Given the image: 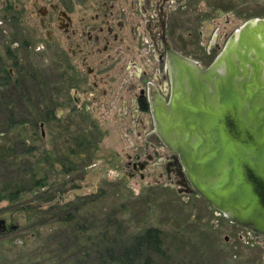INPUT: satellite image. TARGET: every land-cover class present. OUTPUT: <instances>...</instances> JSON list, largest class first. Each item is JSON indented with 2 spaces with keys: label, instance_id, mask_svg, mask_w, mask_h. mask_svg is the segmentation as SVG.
<instances>
[{
  "label": "rangeland",
  "instance_id": "rangeland-1",
  "mask_svg": "<svg viewBox=\"0 0 264 264\" xmlns=\"http://www.w3.org/2000/svg\"><path fill=\"white\" fill-rule=\"evenodd\" d=\"M35 1L47 5V0H0V17L27 14L34 21L40 14ZM4 2L11 8H4ZM116 2L123 6L128 0ZM74 3L76 13L83 6L93 13L97 4ZM181 10L188 12L182 14V32L190 29L191 20L204 30L201 22L209 17L232 32L246 19L264 16V0H187ZM9 18L0 23V64L14 70L9 81L0 77V196L15 188L18 195L0 197V217L13 224L0 232V264H104L105 246L118 253L148 227L159 229L161 253H152L153 262L147 264H264L263 244L201 196L179 191L174 180L158 177L151 163L130 174L126 154L133 152L138 137L123 131L115 116L99 109L86 114L57 108L39 124L47 118L42 108L48 93L38 109L30 97L42 95L33 75L45 83L46 92L49 68L44 57L21 47L13 48V66L5 53L15 39ZM20 26L26 28L20 36L31 38L30 26ZM36 28L42 36L41 27ZM197 38L183 51L195 50L200 57L205 42ZM68 212L75 218L64 219ZM131 264L144 263L137 258Z\"/></svg>",
  "mask_w": 264,
  "mask_h": 264
},
{
  "label": "flooded vegetation",
  "instance_id": "flooded-vegetation-1",
  "mask_svg": "<svg viewBox=\"0 0 264 264\" xmlns=\"http://www.w3.org/2000/svg\"><path fill=\"white\" fill-rule=\"evenodd\" d=\"M35 2L40 12L36 20H30L27 14H3L0 23L10 16L9 29L14 31L9 33L15 39L5 53L8 58L12 57L13 66L17 65L13 48L21 47L32 48L39 59L44 57L49 68L46 92L44 82L33 75L37 94L42 95L30 97L34 98L32 102L38 109L43 106L44 94L48 93V102L42 108L47 118L39 124L57 108V111L65 108L68 112L86 114L99 109L113 115L123 131H135L138 137L133 152L126 154L130 174L151 163L158 170V177L165 174L177 183L179 191L197 194L192 190L179 156L156 132L153 108L168 99L174 54L184 55L206 67L235 29L228 32L222 27L224 24L209 17V21L201 22L204 30L191 20L190 29L182 32V14L188 12L181 8L187 6V0H128L123 6H118L116 0H96L93 13H87L84 6L74 12V0H47L46 6ZM14 7L22 13L19 6ZM4 8H11V4L4 2ZM37 24L42 36L37 34ZM20 25L30 26L31 38L20 36L21 30L26 29ZM198 36L201 43L205 42L202 55H194L195 50L183 51L195 46ZM13 74V67L1 61L0 77L9 81ZM140 175L143 176V172ZM3 219L0 232H7L13 224ZM227 219L246 228L264 247V233Z\"/></svg>",
  "mask_w": 264,
  "mask_h": 264
},
{
  "label": "water",
  "instance_id": "water-1",
  "mask_svg": "<svg viewBox=\"0 0 264 264\" xmlns=\"http://www.w3.org/2000/svg\"><path fill=\"white\" fill-rule=\"evenodd\" d=\"M153 116L192 190L264 233V16L242 22L206 67L174 54L168 99Z\"/></svg>",
  "mask_w": 264,
  "mask_h": 264
},
{
  "label": "trees",
  "instance_id": "trees-1",
  "mask_svg": "<svg viewBox=\"0 0 264 264\" xmlns=\"http://www.w3.org/2000/svg\"><path fill=\"white\" fill-rule=\"evenodd\" d=\"M39 182V179L35 180V183ZM19 188L20 187H18V189ZM17 193V189L15 188L13 192H8L1 196L7 197L8 199H15L18 195ZM74 218L75 216L73 213L68 212L64 219L72 220ZM79 228H82V226ZM160 245L159 229L157 227H148L137 235H134L133 242L131 241L128 245L122 246L118 253H115L111 247L105 246L107 258L104 260V264H112L115 261L131 264L137 258H140L144 264L153 262V257L151 255L152 253H161Z\"/></svg>",
  "mask_w": 264,
  "mask_h": 264
}]
</instances>
